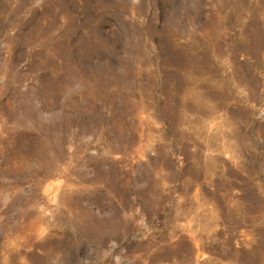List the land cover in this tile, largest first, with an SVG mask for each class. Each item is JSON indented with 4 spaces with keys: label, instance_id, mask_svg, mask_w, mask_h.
Listing matches in <instances>:
<instances>
[{
    "label": "rangeland",
    "instance_id": "rangeland-1",
    "mask_svg": "<svg viewBox=\"0 0 264 264\" xmlns=\"http://www.w3.org/2000/svg\"><path fill=\"white\" fill-rule=\"evenodd\" d=\"M0 264H264V0H0Z\"/></svg>",
    "mask_w": 264,
    "mask_h": 264
}]
</instances>
